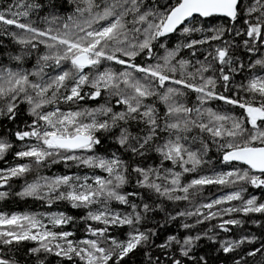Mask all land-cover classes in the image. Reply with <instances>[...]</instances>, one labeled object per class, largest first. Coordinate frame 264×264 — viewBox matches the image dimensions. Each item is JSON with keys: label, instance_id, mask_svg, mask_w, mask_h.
<instances>
[{"label": "snow or ice", "instance_id": "obj_1", "mask_svg": "<svg viewBox=\"0 0 264 264\" xmlns=\"http://www.w3.org/2000/svg\"><path fill=\"white\" fill-rule=\"evenodd\" d=\"M0 32L20 46L0 41V159L16 140L28 158L0 168V185L36 171L16 195L84 210L0 212V264H264V231L157 242L177 217H195L185 229L221 218L225 232L264 217V0H19L0 7ZM213 146L225 167L205 172ZM59 161L107 175L39 174ZM133 174L144 191L123 190ZM209 185L236 187L192 203Z\"/></svg>", "mask_w": 264, "mask_h": 264}, {"label": "trees", "instance_id": "obj_2", "mask_svg": "<svg viewBox=\"0 0 264 264\" xmlns=\"http://www.w3.org/2000/svg\"><path fill=\"white\" fill-rule=\"evenodd\" d=\"M29 0H25V4H27ZM19 3V0H0V7H7L9 4H17ZM24 6L21 5L19 9L17 10H23ZM21 19H26L25 17H20ZM34 18V17H33ZM43 26V25H41ZM13 27L14 26H10ZM0 41H4L5 43L9 44L10 48L9 50L11 51H18L19 45L16 44L11 37L3 35L2 32H0ZM172 41H170V44ZM204 45L203 47H205ZM201 47V46H200ZM4 48L3 45H0V52H3ZM186 51V50H185ZM184 54V51L181 52V55ZM204 53H197V56L199 58H203ZM211 59V57H209ZM32 63H34V59H29L28 60V65L30 66ZM99 100V98H97ZM83 103H89V104H95L96 101H85ZM216 105H219L223 102H212ZM158 107L160 106L159 104L157 105ZM26 104L21 103L19 105V116L18 119L21 121H29L31 120V116L26 112ZM62 107H66L65 105H62ZM4 121L0 119V124H3ZM11 127V125H9ZM4 132V128L0 127V135H2ZM13 140H16V138L13 136L11 137ZM22 142L16 140V143L13 144L12 148L8 151V153L5 155L3 159H0V168H6L10 165H14L16 162H25L27 161L28 158H20V157H14V152L20 147ZM197 145H193V147H196ZM127 158V157H125ZM208 158L210 159V162L203 165L202 169L207 170L205 172H210L213 168H224L225 166L221 164L220 160V153L216 151L215 146H213L209 153H208ZM152 158L150 157L148 160H145L144 163H151ZM71 163V162H70ZM166 165L169 164L170 162L165 161L164 162ZM96 172L98 174H103L107 175V173H103L102 170L99 169H89L83 165L80 166H72V167H65L64 162L59 161L57 163L52 164L50 167H44L39 170V174H45L48 176L54 175V174H68V173H75L79 174L80 176H84L85 174H88L89 176L93 173ZM38 173L36 171H31L24 176L21 177H12L9 179V183L5 184L0 188V191H8L9 195L3 199H0V212H4L6 214H11L12 212H45V211H64L67 212L70 215L73 216H79L84 214L83 209H75L73 208L70 204H64L66 201H55L52 205H48L44 200L34 198V197H21L19 195H16V193L21 191L22 186L24 185L25 181H31ZM193 174L192 173H186L185 176L191 177ZM132 183H129L124 186L125 191H144L143 189H140L138 186L134 185V180H135V174L132 175L131 177ZM91 183L92 181L89 180ZM216 188L218 186H206L204 191L206 192H212L216 191ZM249 193L251 194H261V189L256 188L252 185H247V193H245V196H247ZM203 195L205 194L198 193L195 195V199L192 201V203H199L202 200ZM130 199H135V197H130ZM169 209H175V210H180L184 208L189 207V201H179V202H167ZM239 201H236L235 204H238ZM64 204V205H62ZM113 207H118V208H125L126 206L118 204V202H113ZM158 217H162L163 213H157ZM241 216H244V214H238ZM190 218V217H189ZM252 218L256 219H261V225H256L250 222ZM195 219V217H194ZM245 223L242 226V228H237L235 226L230 227L232 231L225 232L224 230L220 229L218 227V218H214L209 221H203L201 224H199L196 228L192 227L190 229H185L181 227L182 222H188V218L184 217H177L175 220H173L170 223H167L162 226L159 232V236L157 238V242H160V240L167 234H179L180 236H184L188 233L195 234L197 231L201 229H207L209 227L213 228V231L216 232L220 238H225V237H231V238H239L240 234H248V233H253L256 235H260L262 231H264V217L261 216L259 213H250L244 216ZM76 236L81 237L83 235H86L84 233L83 228H84V222L83 221H76ZM66 228H71L72 225H66L63 226ZM31 244H34L35 242H29ZM210 242H206L205 239L202 238L200 242V246L196 249L197 251H203L208 248ZM2 247V245H0ZM178 254V253H177ZM223 258L224 254H217ZM218 264V262H217Z\"/></svg>", "mask_w": 264, "mask_h": 264}, {"label": "bare ground", "instance_id": "obj_3", "mask_svg": "<svg viewBox=\"0 0 264 264\" xmlns=\"http://www.w3.org/2000/svg\"><path fill=\"white\" fill-rule=\"evenodd\" d=\"M197 35H198V34H197ZM237 39H239V38H237ZM209 43L214 44V43H216V41H212V42H209ZM197 47L199 48L200 46L198 45ZM205 47H208V44H206ZM201 52H202V51H201ZM201 52H198V53H201ZM192 134H194V133H192ZM203 171H207V170L205 169V170H203ZM208 172H209V171H208ZM2 186H4V185H0V188H1ZM209 186H210V185H209ZM213 186H218V185H213ZM235 187H236L235 185H225V186H218V188H216V191H212V192H206V191H203L202 194H205V196L203 195L202 200H201V202H199V203H206L208 200L213 199V198H217V197H219L221 194H225V193H227L228 191L233 190ZM235 202H236V201L227 202L224 206H228V204H235ZM64 204L67 205V204H69V203L66 201V202H64ZM64 204H62V205H64ZM215 207H220V205H217V206H215ZM238 214H240V213H232L231 215H232V216H237ZM223 218L226 219V218H228V217L225 216V217H223ZM218 219H221V218H218ZM188 220H189V223H192V222L194 221V217H190V218L188 217ZM197 226H198V225H194L193 227L196 228ZM229 227H233V226H229ZM235 227H237V226H235ZM186 233L191 234V233H189V231L186 232Z\"/></svg>", "mask_w": 264, "mask_h": 264}, {"label": "rangeland", "instance_id": "obj_4", "mask_svg": "<svg viewBox=\"0 0 264 264\" xmlns=\"http://www.w3.org/2000/svg\"><path fill=\"white\" fill-rule=\"evenodd\" d=\"M48 227H51V225H48Z\"/></svg>", "mask_w": 264, "mask_h": 264}]
</instances>
